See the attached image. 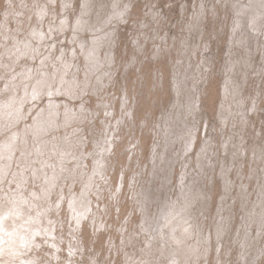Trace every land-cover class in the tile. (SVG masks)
Returning a JSON list of instances; mask_svg holds the SVG:
<instances>
[{
	"label": "rangeland",
	"instance_id": "rangeland-1",
	"mask_svg": "<svg viewBox=\"0 0 264 264\" xmlns=\"http://www.w3.org/2000/svg\"><path fill=\"white\" fill-rule=\"evenodd\" d=\"M84 1L0 0V110L4 109L9 101L12 103L11 109L16 111L19 108V104L11 99L8 90L12 89L14 85L16 86L15 81L18 78L14 75L18 72H24L26 66L33 67L34 71L40 68L39 49H44L43 55H45L49 51L47 47L54 46L51 42H55V37H51V30L54 28L61 30L59 24H62L65 14H68L69 23H73V28L77 17L84 11ZM102 1L111 4L109 0ZM257 1L122 0L119 4V8L123 11L121 17L111 22L106 28L112 30V32L111 43L105 45L101 51L102 55H100L105 65L102 80L98 82L94 76L90 80L91 84L87 83L84 87L72 88L70 89L71 92L67 93L68 95H65V92L61 94L56 92L57 94L50 95L46 91V89L50 90L56 86L60 88V82L44 89L46 92H41L40 96L29 95V97H26L22 93L25 100L30 97L31 100L30 103L27 102L24 106L25 118L18 123L17 127L0 135V145L4 151H7L9 148L6 146L12 141H17V136L23 135L25 130L28 131L30 142H33L32 144L36 142L35 144L39 148L37 141H35V135L31 132V125L38 115L48 107V101L51 98L56 97L60 102L57 108L59 109L57 119L60 120L61 128L50 129L43 137L46 142L51 139L54 140V143L47 147H51L52 151H45L42 160L35 163V165L37 164L36 166L41 167L43 170L48 165L50 168L52 165L58 167L55 172L62 174L61 177H59L60 175L57 176L55 178L57 180L51 184L47 179L48 176H46L44 177L46 180L43 181V183H46L42 185L39 183L40 180L34 179L35 172L31 167V170L26 171V176H29L31 180L25 183V187L16 184L15 180L17 178L14 180L12 177L6 182L8 184H0L1 196L6 194V197H11V195L24 197L29 194L27 198L31 199V196H33L34 200L36 197H34L35 193L32 190L39 189V193L44 196L47 195L44 200L52 202L48 205L49 201L44 203L39 197L36 198L37 200L35 199L40 203H44L45 212L47 210V213L44 212L43 216L46 219L42 216L43 219L41 220L46 225L52 223L51 225L55 228L54 233H56L59 242L57 238L52 239L53 242L58 243L57 245L54 244L55 242H50L51 238L49 240L38 235L40 237H37L36 241H41V243L35 249H32L33 251L29 250V254H32L33 257H41L38 260L35 259L37 261L35 264H127V253L135 254L139 252L141 254V247H138L144 244V249H146L147 244L144 238H141L142 241L136 240L138 237L135 234L136 230L141 233L143 225L140 192L149 180L154 181L153 174L161 167V163L158 168L155 163L160 159L164 140L174 138V140L179 141L175 144L174 151L182 152L186 148L184 136L187 126H184L183 131H181L177 124L183 123L181 118L185 114L184 109L190 108L192 113L189 114V117L194 121L196 120V124H198L195 149L190 153L192 154L197 146L195 160L196 171H198L197 159L201 153L200 149L205 148L211 139L217 140L219 137L221 143L226 138L227 127L222 124L226 85L232 77L233 67L237 61L241 63L244 61V56H250V62L244 66V69L248 72V81L244 85L243 94H248L244 108L249 109L251 120L250 125H247L243 128L244 131H241L244 136H247L245 145L248 144L247 156L249 155V157H240L236 161L237 166L233 167L234 170L232 169L230 172L229 178L234 181L233 194L236 200L230 213L232 221L228 219V223H224L226 232L228 231L227 238L229 242L233 239L230 243L233 246L230 245V247L229 242L223 243L221 249L223 251L220 252L218 259L215 250L218 240H214L213 252L207 260L200 259L198 263L220 264L222 262L221 264H228L230 261L229 264H231L233 261L232 264H243L240 257L243 240L238 234L241 228L239 225L242 224L246 210L249 211V208L253 210V206L258 202L257 200L262 199L260 188H264V9L257 7L258 5L263 7L264 5H260ZM68 6L72 10L66 12ZM111 11L112 9H105L104 16L109 17ZM254 15L256 17L252 18ZM33 23L36 25H32ZM254 26L258 28V32L252 30ZM35 31L41 32L44 36L43 39L48 40L37 39L38 33L34 35L36 34ZM70 31H67V36L65 34L64 38L63 33L57 35L56 53L61 56L62 52L66 50L65 59L72 60L75 67H79V73L75 72L71 76L79 83L87 82L84 73L87 70V62L83 54L79 52L80 48L77 47L79 56L75 57L74 60L72 59L71 50L73 45L71 39L73 36L70 33H73L74 30ZM30 43L36 49L34 55H37V59L16 60L21 49L25 50L24 46L26 44L31 45ZM246 48H249L248 52ZM142 49L144 52L141 51V53L139 50ZM54 51L55 48H52V53ZM110 74L112 75L110 76ZM139 74L141 75L139 76ZM103 80L104 82H102ZM22 81V83H25L29 80L23 79ZM92 83H95L97 87ZM194 102H196V106L193 105ZM67 110L74 116L73 119L76 121L75 124H72L73 126L70 124L72 121L67 120ZM230 127L231 130L228 133L241 127V125L235 126L234 129L232 126ZM24 128L25 130H23ZM218 128H222V132L218 130L217 133ZM175 129L176 131H174ZM182 133L184 135H181ZM178 134L180 135L178 136ZM235 134L239 135L238 133ZM4 137L7 138L5 143L3 141ZM218 146L214 148H218ZM221 149H223V146H221ZM13 150L15 151L8 150L7 156L0 157V160L13 161L14 164L16 161H20L23 154L16 148ZM18 153L19 159L12 157L13 154L17 156ZM174 156L176 163L171 170L170 187L172 195H175L177 199H181V187L192 176V172H190L192 161L188 167L182 164L183 161L178 158L177 154ZM98 158L103 159L100 167L95 163ZM83 160L82 166L77 165V162ZM260 160L262 163L259 162ZM13 162L11 163L13 164ZM232 164L233 162L230 160V166ZM15 168H19L21 171L24 169L19 164H15ZM13 169L11 170L13 171ZM188 171V179L181 182L183 175ZM220 172L218 175L213 174V177L217 176V178L212 187L210 182L209 184L206 183V189L208 188L212 193L210 213H212L214 219L207 221L208 226L203 221V225L204 228L212 229L214 234H216V223V227L219 225L216 215L220 209L219 205H222L221 200L224 193ZM10 173L12 175L11 171ZM255 175L256 177H254ZM88 176L93 178L92 182H86ZM156 182V184H159V180ZM191 183L192 181L189 184L191 185ZM244 184L247 190L243 191L245 197L240 200L239 194ZM42 186H45L44 189ZM54 186L55 191H53ZM27 188H32L29 193L26 192L28 191ZM159 188L161 189V185H159ZM20 192L25 194L22 193V195ZM42 195L40 196L42 197ZM82 196H85L86 199L81 200ZM76 197L79 201L81 200L80 208L86 211L81 216L79 215L77 219L71 209L72 202ZM5 202L0 197V206H2V208L0 207V214H3V216L5 215L4 209L8 205ZM244 207L246 208L243 209ZM155 208V206L151 207V213L156 212L157 208ZM48 209L51 210L48 211ZM52 210H55V212ZM262 230H264V225ZM232 233H236L234 238H232ZM251 235L254 241L260 236L257 241L264 250V231L260 233L255 227L252 229ZM130 238L136 241L131 244L128 241ZM227 251L228 253H226ZM256 264H264V254Z\"/></svg>",
	"mask_w": 264,
	"mask_h": 264
},
{
	"label": "bare ground",
	"instance_id": "bare-ground-1",
	"mask_svg": "<svg viewBox=\"0 0 264 264\" xmlns=\"http://www.w3.org/2000/svg\"><path fill=\"white\" fill-rule=\"evenodd\" d=\"M109 1L111 2V4H109L106 1H102V0H85L84 4H83L84 5V11H82L80 13V16L77 17V21L74 24L73 28H72L73 23H71V24L69 23V18L67 17L68 14H65L66 16H63L62 24H59V25H61L60 26L61 30H59V29L56 30V28L51 30V28L49 27L51 30V37H53V36L55 37V40H54L55 42L54 43L51 42V44H54V46L50 45L49 47H47V48H49V51L47 53H45V55H43L44 49L41 50L38 48L39 52L38 51L37 52H38L39 57H40L39 61H41V66L39 69L34 71L33 67L26 66L24 69V72L23 71L20 73L18 72L14 75L16 78H18V80L15 81L16 86L14 85V87L12 89H8V90L11 94V99L14 102H17V104H19L18 105L19 108L16 111L14 109H11L12 103H10V101H9L8 105L6 106L7 108L4 107V109L2 108L0 110V135L6 131H9L10 129H14L15 127H17L18 123H20L21 120H23L25 118L26 113H25L24 106L27 102H29L31 100V97L28 98L27 100H25L24 95L26 97H29V95L40 96L41 92H43L44 89L54 86L55 83H57V82L61 83L60 88H57V86H56L55 88H52L50 90L46 89V91L50 95H54L57 93L61 94L64 92H65L64 93L65 95H68L67 93H70L71 92L70 89H72V88H75L78 86L84 87L87 85V83L91 84L90 80L94 76H95V79L98 80V82L100 80H102V77L104 76L105 65H104L103 59L101 58L100 55H102L101 51L103 50L105 45H107L110 42V39H111L110 37H111V32H112V30H107L106 28L108 27V25L111 22H113V21L117 20L119 17H121V14L123 13L122 9L119 8V4L122 0H109ZM34 2L36 3V1H34ZM257 2H259L260 5H264V0H258ZM257 7H261L262 9H264V6L262 7V6L258 5ZM70 9L71 8L68 6L66 9V12L69 11ZM105 9H108V10L112 9L109 17L104 16V10ZM101 11H103V12H101ZM31 12L33 13V11H31ZM215 12H216V9H215ZM129 14H130V12H129ZM27 15H29V14H27ZM255 17H256V15H254L252 18H255ZM72 20H73V18H72ZM36 22H38V21H36ZM34 24L35 23H33L32 25H34ZM198 25H199V23H198ZM56 26H58V25H56ZM194 26H195V24H194ZM51 27H52V25H51ZM38 30H39V28H38ZM68 30H71V31L74 30L73 33H70L73 36V38L71 39L73 49L72 50L70 49L72 51V56H73L72 59L74 60L75 57H78L79 52L82 53L83 56L86 58L87 70L84 73H85L87 82L79 83L78 81H75L73 79V76H71L75 72L79 73V67L78 66L75 67V63L72 60L65 59L66 58L65 53L67 52L66 50L64 52H62L63 54L61 56H59L56 53L57 48L55 46H56L57 35H59L60 33H63L64 34L63 38H64L65 34L67 36ZM252 30L257 31V32L259 31L258 28H256L255 26L253 27ZM34 33H36L34 35H37V33H38L37 39H41L43 41L46 40V39H43L44 36L41 32L39 33L37 31H35ZM47 37H48V34H47ZM61 38H62V36H61ZM32 43H30L31 45L26 44L24 46L25 50L21 49V52L18 54L16 60L17 59H25V58H31V59L33 58L34 60L37 59V55H34L36 52V49L32 45ZM44 43H47V42H44ZM112 43H113V41H112ZM9 44H11V43H9ZM34 45H36V44L34 43ZM170 45H172V44H170ZM139 46H141V45H139ZM77 47L80 48L79 52L77 51ZM174 47H175V45H174ZM52 48H55L54 53H52ZM139 49H140V47H139ZM161 49H162V47H161ZM248 49L249 48H246L247 52H248ZM261 50H262V48H261ZM139 51L141 52V51H143V49L139 50ZM210 51H211V49H210ZM258 51H259V49H258ZM154 52H155V50H154ZM55 56H56V58H55ZM116 61H117V59H116ZM26 62H28V61L26 60ZM249 62H250V56H244V61L241 63H239L237 61V63L233 67V71L231 74L232 77L229 79L228 85H226L225 102H224L223 111H222V124H223V126L227 127V132L225 133L226 138L223 142L221 141V143H220L219 137L217 140L211 139L212 138L211 137L210 138L211 140L209 141L210 143L205 148L200 149L201 153L197 159L198 171H196V160H195V153L197 152V146H196V150L192 154H190L193 151V149H195V141L197 139L196 133L198 130V124H196V120L194 121L193 119H190L189 114L192 113L190 108L184 109L185 114L182 115L183 119L181 118V120H183V123L177 124V127L178 128L180 127L181 131H183L182 128L184 126H187V129L185 130V136H184L186 148L183 149L182 152L174 151L175 150L174 146L179 141L174 140V138L173 139L166 138L164 140V142L162 144V147H163L162 150L163 151L160 155V159L155 163V166L157 168H158L159 164L161 163V167L153 174L154 175V181L149 180L148 184L146 186H144L140 192L143 225L141 227V233H140V231L136 230L135 234L138 237L136 239L138 241H142L143 239H141V238H144V240L146 241V244H147V248L144 249L145 245L141 244L142 246L140 245L138 247V248L141 247V254L139 252H137L135 254L127 253L128 254L127 255V258H128L127 264H198L200 262V259H203V261L207 260L209 255L213 252L214 240H218L215 250L217 252V256L219 259V254H221L220 252L223 251V250H221L223 248V243L229 242V240L227 238L228 231L226 232V227L224 226V223L225 222L228 223V219H229V221L232 219V215L230 213L234 208V204H235V200H236V197L233 194L234 188H235L234 187V181L231 178H229V175H230V172L233 169V167L237 166L238 163L236 164V161L240 157H243V156L246 157L247 156L248 144L245 145V142L247 141V136H244V134L241 131H244L243 128H245L247 125H250L249 122L251 120L250 116H249V109L244 108L246 106V96L248 94L247 95L243 94L244 85H246L247 81H248V72L244 69V66L247 65ZM140 63H141V61H140ZM52 66H53V68H51ZM138 68L140 69L139 66H138ZM254 70H253V72H254ZM111 75L112 74H110V76ZM140 75L141 74H139V76ZM110 76H109V78H110ZM74 78H76V77L74 76ZM256 78H259V77H256ZM23 79L29 80V81L22 83ZM252 79H253V77H252ZM206 81H207V79H206ZM102 82H104V80ZM203 82H205V81H203ZM105 83H107V82H105ZM92 85H95V83H92ZM222 85H223V83H222ZM95 86L97 87V85H95ZM246 88H248V87H246ZM15 91H16V94H15ZM46 91H44V92H46ZM22 93H24V95ZM220 98H222V97H220ZM220 102H221V100H220ZM248 102H247V104H249ZM59 104H60V102H59V100H57L56 97L51 98L48 101V107L45 108V111H42L38 115L37 119H35L34 123L31 125V128H32L31 132H33V134L35 135V141H37L39 148L35 144L36 142L34 144H32L33 142L32 143L30 142L31 140L28 139V131L25 130V128L23 129V130H25L23 132V135L17 136V141H12L8 144V146H6L7 148H9V149H7V151L8 150L15 151L13 149L16 148V150L20 151L23 154L22 158H20L21 160L16 161L15 164H19L21 166V168H24V169L21 171L19 168L18 169L15 168V164L13 161H4V160L2 161V160H0V184H2V183L5 184L12 177V179H14V180H15V178H17L15 180L16 184L24 185V187H25V183L27 181L31 180L29 176H26V171L28 169H30L31 167H32V170L35 172L34 179L40 180L39 183H41L42 185H44L46 183V182L43 183V181L46 180L44 178L46 176H48L47 179L51 184L57 180V179H55L57 176L60 175L59 177H61L62 174H57L55 172L58 169V167H54L52 165L50 168L48 165V167H44V170H43L41 167L36 166L37 164L35 165V163L40 162L42 160V157H43V154L45 153V151H50V152L52 151L51 147L50 148H47V147L50 144H53L54 140L51 139L48 142H46L43 139V137L47 132L50 131V129H60L61 128V125L59 123L60 120L58 121V119H57L58 118L57 114L59 112V109H57V108H58ZM34 105H36V104H34ZM193 105L196 106V102H194ZM40 108H41V106H40ZM63 108H65V107H63ZM7 109H9V110L7 111ZM26 112H28V111H26ZM66 114H68L67 120L69 122L72 121L70 124L71 125L75 124L76 121H74V119H73L74 116L68 110H67ZM238 125H241L242 129H241V127H239V128H236V130H233L230 133H228V131L231 130L230 126H232V128L234 129V127L235 126L238 127ZM218 130L219 131L221 130L220 132H222V128H218L217 133H218ZM174 131H176V129ZM207 131H208V129H207ZM235 133H238L239 135H237ZM246 134H248V133H246ZM179 135L180 134H178V136ZM181 135H184V134L182 133ZM228 136H229V139H228ZM250 137H251V135H250ZM3 141L5 143V141H7V138L4 137ZM181 142L183 143L182 140H181ZM249 143H250V140H249ZM100 145H102V144H100ZM217 145H219L218 148H214ZM221 146H223V149H221ZM262 148H260V149H262ZM7 151H4L0 145V154H1L0 157H6ZM250 151H251V149H250ZM36 153H37V155H36ZM223 153H224V157H223ZM175 154H177L178 158L181 161H183L182 164H185L188 167L190 165V162L192 161V167H191V171H190V172H192V176L186 183H183V185L181 187L182 188L181 199H177V198H175V195L174 196L172 195L171 187H170V183H171L170 178L172 176L171 170L174 168L175 163H176V159L174 158ZM56 155H57V153H56ZM12 157L19 159V153L17 156H16V154H13ZM247 157H249V155ZM54 158H55V156H54ZM56 159H57V157H56ZM154 159H155V156H154ZM230 160L233 162V164L231 166H230ZM255 160H256V158H255ZM52 161H55V160H52ZM102 161H103L102 158L101 159L98 158L95 160V163L97 165H99V167H100V165L102 164ZM11 162H13V164ZM82 162L84 163V160L79 161V163L77 162V165L82 166V164H83ZM239 162H241V161H239ZM259 162H261V160ZM71 164H73V163H71ZM59 168H60V166H59ZM216 168H217V170H216ZM11 169H13V171ZM220 170H221V172H220ZM10 171L12 172V175H11ZM20 172L22 175L20 174ZM80 172H81V170H80ZM219 172H220V177L222 178V181H223L224 193L222 194V200H221L222 205L221 206L219 205L220 209L218 210L217 215H216V218H217V221L219 222V225L216 227V225H217V223H216V225H215L216 234H214L212 229L209 230V228H206V227L204 228V225H203V221L205 224V223H207V221L209 219H210V221H212L214 219V217H212V215H211L212 213H210V201L212 198V195H211L212 193L208 188L206 189V187H207L206 183L208 182V184H209V182H210L211 187H212V185H214V182L216 181V178H217V176L214 178L213 174L215 173L216 175H218ZM188 173H189V171L183 175L182 180H180L181 182H184L188 179V177H187ZM52 174H53V176L55 174L56 175L53 177ZM66 174H67V172H66ZM247 176H248V174H247ZM52 177H53V180L51 179ZM254 177H256V175ZM32 180H33V178H32ZM157 180H159V184H156ZM92 181H93V178L88 176L86 182L89 183ZM190 181H192L191 185L189 184ZM6 184H8V183H6ZM36 185H37V183H36ZM159 185H161V189L159 188ZM43 187H45V186H42V188ZM173 187H174V185H173ZM16 188H18V187H16ZM11 189L13 190L14 188H11ZM31 189L32 188H30V189L27 188L28 191H26V192L29 193L30 192L29 190H31ZM20 190H21V188H20ZM38 190L37 189L32 190L33 193H35L34 197H36V198L39 197L45 203V201H47V200H44V198H46L47 195L46 196L42 195L41 193H39L40 191L38 192ZM244 190H247V187L245 184L243 185V189H242L241 193L239 194L240 200L243 197H245V194L243 192ZM53 191H55V186H54ZM56 191H57V189H56ZM43 192H44V190H43ZM20 193L22 194L23 192H20ZM23 194H25V193H23ZM40 195H42V197ZM260 195H261L262 199L257 200L258 202L256 203V205L253 206L254 207L253 210H251L250 208H249V211H247L248 209L246 210V213L243 217L242 224L239 225V226H241L242 229L240 228L239 229L240 231L236 230V231H239L238 234H239L240 238H242V240H243V241L241 240L243 242V245H242L241 250H240V257L242 259L243 264H256L259 261V259L261 258V256L264 254V250L262 249V247L259 246L260 243L257 241V239L260 236L257 237V239L254 241V239L251 235V231L255 227L258 229V231L260 233H263V231H264V230H262V227L264 225V188H260ZM28 196H29V194L25 195L24 197L19 196V195H16V196L11 195V197H9V196L6 197V194L4 196L0 195V197L2 199H4V201H6L8 204L7 208L4 209L5 215L3 216V214H0V264H35V263H37L36 260H38L41 257H39V258L36 257L37 258L36 259L35 257L32 256V254L31 255L29 254V252H30L29 250L35 249V247H37L41 243V241L40 242L38 240L36 241L37 237H40V236L45 237L46 239L51 238V240L49 239L50 242H52V243L55 242L54 244L58 245V243H56V241H54V242L52 241L53 238H57L56 233H54L55 228L53 225H51L52 223L46 225V223L44 224L43 220H41V219H43V217H44L43 215L45 212L44 203L42 202L43 203L42 204V203H40V201H36L37 200L36 198H35L36 200L35 199L33 200V196H31L32 197L31 199L30 198L28 199L27 198ZM48 197H49V195H48ZM67 198H68V196H67ZM258 198H260V197H258ZM85 199H86V197L82 196L81 200H85ZM81 200L79 201V199H77V197H76V198H74L72 205H71L73 215L76 219L79 215L81 216V214H84V212L86 213L85 210L80 208L81 205H79V204L81 203ZM253 200H254V198H253ZM182 201H184V202L182 203ZM50 202L51 201H49V203H47V204L50 205ZM47 204H46V206H47ZM57 205H59V204H57ZM152 206H155L157 208V209L155 208L156 212L151 213V207ZM0 207L2 208V206H0ZM52 207H53V205H52ZM53 208H55V207H53ZM245 208L246 207H244L243 209H245ZM155 209H153V210H155ZM50 210L48 209V211H50ZM52 211L55 212V210H52ZM45 213H47V210ZM57 214H58V211H57ZM45 215H47V214H45ZM8 217H10V219H8ZM44 218L46 219V217H44ZM51 220H52V218H51ZM85 222H87V221H85ZM53 223H55V222L53 221ZM233 224H234V222H233ZM208 225H209V223L206 224V226H208ZM94 228H96V227H94ZM241 231H243V232H241ZM236 233H234V234H236ZM234 234H233L232 238H234ZM38 235H40V236H38ZM221 235H222V237H221ZM43 240H45V239L43 238ZM136 240L130 238L128 241H129V243L133 244ZM232 241H233V239H232ZM232 241L229 242V246L230 245L233 246V244H230ZM58 242H59V239H58ZM56 246H55V248H56ZM75 248L77 249V247H75ZM78 248L81 249V247H79V246H78ZM225 248L227 249V247H225ZM226 249H224V250H226ZM233 251H235V250H233ZM226 253H228V251ZM36 255H38V254H36ZM50 255H52V254L50 253ZM57 255L59 256L60 254H57ZM226 255H225V257H226ZM216 259H217V257H216ZM229 262H228V264H229ZM232 263H233V261H232ZM236 263H238V262H236Z\"/></svg>",
	"mask_w": 264,
	"mask_h": 264
}]
</instances>
